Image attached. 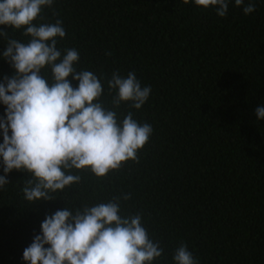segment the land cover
<instances>
[{"label": "trees", "instance_id": "trees-1", "mask_svg": "<svg viewBox=\"0 0 264 264\" xmlns=\"http://www.w3.org/2000/svg\"><path fill=\"white\" fill-rule=\"evenodd\" d=\"M253 2L255 10L245 15L229 0L225 17L183 0H54L42 9L34 23L62 21L66 35L57 47L62 55L79 52L75 66L101 80L105 108L112 109L113 72L125 78L135 72L151 88L140 109L124 102L115 111L119 121L133 112L153 131L138 162L104 178L68 170L81 180L53 193L54 200L26 201L30 174L8 173L0 188V264H27L23 251L41 234L46 215L113 197L123 217L140 214L159 242L163 254L152 264H174L181 244L198 264H264V120L254 112L264 106V0ZM0 29L30 39L23 29ZM6 45L0 38V80L14 74L2 58ZM43 73L50 77V69ZM4 112L0 103V119Z\"/></svg>", "mask_w": 264, "mask_h": 264}, {"label": "clouds", "instance_id": "clouds-1", "mask_svg": "<svg viewBox=\"0 0 264 264\" xmlns=\"http://www.w3.org/2000/svg\"><path fill=\"white\" fill-rule=\"evenodd\" d=\"M54 0H0V25L23 29L30 37L25 43L7 39L2 58L14 69L12 76L0 80V103L5 106L0 119L3 142L0 158L3 172L0 188L8 184L6 176L13 170L30 174L22 189L28 202L56 199L52 194L79 183V175L68 170H89L97 178L119 170L129 160L138 162L137 152L152 134V126L140 124L133 112L118 120L120 105L130 102L140 109L148 100L150 87H142L135 72L123 77L113 72L107 81L114 92L107 109L100 98L101 80L88 70H77L79 52L65 49L62 55L57 38H64L61 20L35 24L43 19L44 7ZM203 9L214 7L218 17H225L229 0H183ZM243 6L245 15L255 10L253 0H234ZM50 69V77L43 70ZM71 80L78 81L74 88ZM264 120V106L254 110ZM9 132L11 133L9 135ZM129 195L123 199L128 200ZM119 197L107 203L82 209L62 208L46 215L40 225L41 234L24 249L27 264H152L163 249L150 239L140 214L123 217ZM47 245V247H46ZM174 264H198L192 253L181 244L172 257Z\"/></svg>", "mask_w": 264, "mask_h": 264}]
</instances>
